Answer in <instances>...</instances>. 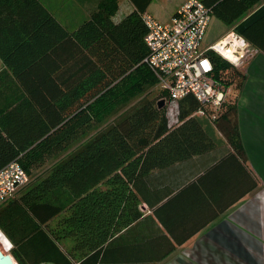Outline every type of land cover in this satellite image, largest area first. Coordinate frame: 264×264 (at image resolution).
Segmentation results:
<instances>
[{
	"label": "trees",
	"instance_id": "1",
	"mask_svg": "<svg viewBox=\"0 0 264 264\" xmlns=\"http://www.w3.org/2000/svg\"><path fill=\"white\" fill-rule=\"evenodd\" d=\"M78 1L86 15L70 28L41 0H0V168L16 159L30 176L0 206L17 264L114 262L113 232L142 216L148 173L211 149L215 130L245 159L237 121L243 71L210 55L215 78L229 88L212 120L210 107L194 114L202 105L190 94L173 125L158 108L159 93L125 108L156 84L141 62L142 15L152 0H128L121 17L120 0ZM202 1L264 52V0ZM130 246L138 256L122 261L148 260L144 242Z\"/></svg>",
	"mask_w": 264,
	"mask_h": 264
},
{
	"label": "crops",
	"instance_id": "2",
	"mask_svg": "<svg viewBox=\"0 0 264 264\" xmlns=\"http://www.w3.org/2000/svg\"><path fill=\"white\" fill-rule=\"evenodd\" d=\"M70 1L71 11L54 14L73 28L86 10L78 0ZM183 1L177 0L166 21ZM131 7L120 0L117 17ZM243 72L237 121L245 159L215 130L211 149L151 170L142 216L113 232L116 260L100 264H264V52L249 58ZM65 242L72 247L74 237ZM142 242L148 260L122 261L138 256L137 246L130 245Z\"/></svg>",
	"mask_w": 264,
	"mask_h": 264
},
{
	"label": "built area",
	"instance_id": "3",
	"mask_svg": "<svg viewBox=\"0 0 264 264\" xmlns=\"http://www.w3.org/2000/svg\"><path fill=\"white\" fill-rule=\"evenodd\" d=\"M211 17V8L202 0H184L167 21L144 13L142 19L147 29L144 42L148 52L141 60L156 78L155 87L160 89L157 101L164 99L166 105L168 100L179 102L186 95H193L202 105L194 114L206 116L204 106L210 107V120L215 118L229 92V88L215 78L210 55H219L239 67L258 52L235 31L234 26L201 48ZM227 49H231L235 59L226 56ZM167 120L169 125L177 123L178 113L172 120L168 117ZM29 182L30 176L18 160L13 159L1 167L0 206L15 197ZM0 233L3 234L1 230ZM7 246L10 249L8 239Z\"/></svg>",
	"mask_w": 264,
	"mask_h": 264
},
{
	"label": "rangeland",
	"instance_id": "4",
	"mask_svg": "<svg viewBox=\"0 0 264 264\" xmlns=\"http://www.w3.org/2000/svg\"><path fill=\"white\" fill-rule=\"evenodd\" d=\"M41 1L47 6V8H49L51 11L55 13H68V11H71L73 4L72 1L70 0H41ZM123 3L124 2H122L121 7L123 6ZM176 3L177 0H152L151 3L149 4L150 8L147 9V12L160 21H166L168 15L171 12L170 11L171 8H174L176 6ZM229 29L230 26L226 25L217 17L212 16L205 31L203 40L201 42V48L206 47L209 43L215 41L218 37L226 34L229 31ZM255 54L256 52L253 53L251 57L254 56ZM247 61L248 60H245L244 63L237 68L241 71H244V66L246 65ZM0 66H1V61H0ZM159 92L160 89L154 86L152 88V94L148 93V90L146 92H142L134 99H132L125 108L129 106L131 107L133 105L137 106L138 104L141 103V101L145 100L146 98H150L154 94H157ZM178 105L179 102H176L175 100L166 101V105L164 106V113L170 120H172L174 117L177 116ZM0 246L2 250L5 251V253H9V248L7 245L5 247V244L1 243Z\"/></svg>",
	"mask_w": 264,
	"mask_h": 264
},
{
	"label": "water",
	"instance_id": "5",
	"mask_svg": "<svg viewBox=\"0 0 264 264\" xmlns=\"http://www.w3.org/2000/svg\"><path fill=\"white\" fill-rule=\"evenodd\" d=\"M165 101L160 99L158 101V108H164ZM0 264H17L10 253H5L0 246Z\"/></svg>",
	"mask_w": 264,
	"mask_h": 264
},
{
	"label": "bare ground",
	"instance_id": "6",
	"mask_svg": "<svg viewBox=\"0 0 264 264\" xmlns=\"http://www.w3.org/2000/svg\"><path fill=\"white\" fill-rule=\"evenodd\" d=\"M226 56L230 59H235L234 55L231 53V49H227L226 51ZM3 235V234H2ZM5 237V236H4Z\"/></svg>",
	"mask_w": 264,
	"mask_h": 264
}]
</instances>
